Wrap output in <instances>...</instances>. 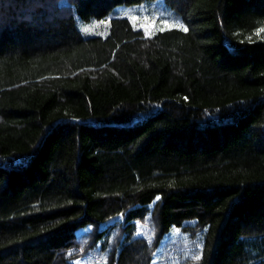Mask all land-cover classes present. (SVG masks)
Returning a JSON list of instances; mask_svg holds the SVG:
<instances>
[{
    "label": "trees",
    "instance_id": "1",
    "mask_svg": "<svg viewBox=\"0 0 264 264\" xmlns=\"http://www.w3.org/2000/svg\"><path fill=\"white\" fill-rule=\"evenodd\" d=\"M150 1L0 0V264H264V0Z\"/></svg>",
    "mask_w": 264,
    "mask_h": 264
},
{
    "label": "rangeland",
    "instance_id": "2",
    "mask_svg": "<svg viewBox=\"0 0 264 264\" xmlns=\"http://www.w3.org/2000/svg\"><path fill=\"white\" fill-rule=\"evenodd\" d=\"M112 16L126 17L130 19L135 26L150 31L154 28V26L157 27L158 25H162L164 27L170 25L168 28L178 27L177 25H183L185 27L176 12L167 6L165 0H154L135 6H119L116 7L113 13L110 15V17ZM162 20L165 22L162 23ZM103 22L105 23L106 21ZM101 23L102 22H98V25ZM141 25H143V27H141ZM97 28L98 27H95V30ZM95 30H89L88 32H85L83 28V31L86 34H98L99 32Z\"/></svg>",
    "mask_w": 264,
    "mask_h": 264
},
{
    "label": "snow or ice",
    "instance_id": "3",
    "mask_svg": "<svg viewBox=\"0 0 264 264\" xmlns=\"http://www.w3.org/2000/svg\"><path fill=\"white\" fill-rule=\"evenodd\" d=\"M145 19H147V18H145ZM161 22L164 23L165 21L162 20ZM177 26L182 28L183 31H188V29L186 27H184L183 25H177ZM141 27H143V25H141ZM89 30L90 29H88V28L84 29L85 32H88ZM161 30H163V29H161ZM196 259H199V257H196Z\"/></svg>",
    "mask_w": 264,
    "mask_h": 264
}]
</instances>
